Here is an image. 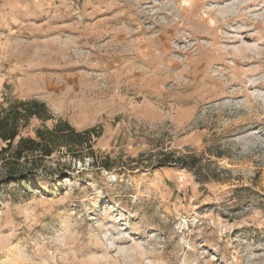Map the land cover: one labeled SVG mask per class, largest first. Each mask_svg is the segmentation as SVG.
<instances>
[{
  "label": "rangeland",
  "instance_id": "374dc122",
  "mask_svg": "<svg viewBox=\"0 0 264 264\" xmlns=\"http://www.w3.org/2000/svg\"><path fill=\"white\" fill-rule=\"evenodd\" d=\"M32 99L94 157L0 161V264H264V0H0Z\"/></svg>",
  "mask_w": 264,
  "mask_h": 264
},
{
  "label": "trees",
  "instance_id": "16d2710c",
  "mask_svg": "<svg viewBox=\"0 0 264 264\" xmlns=\"http://www.w3.org/2000/svg\"><path fill=\"white\" fill-rule=\"evenodd\" d=\"M32 119L39 121L41 127L33 131V138L22 137L23 129ZM46 123H51V127L45 126ZM92 131L76 132L67 122L55 120L46 105L37 100L13 101L0 110V142L5 145L0 149V161L8 176L17 179L20 174L14 170V165L19 168L28 157L50 158L62 147L73 159H81L85 155L93 158ZM175 162L182 161L178 159ZM102 167L108 169L107 166Z\"/></svg>",
  "mask_w": 264,
  "mask_h": 264
}]
</instances>
